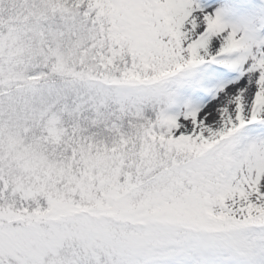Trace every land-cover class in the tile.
<instances>
[{"label":"snow or ice","instance_id":"6c2138e0","mask_svg":"<svg viewBox=\"0 0 264 264\" xmlns=\"http://www.w3.org/2000/svg\"><path fill=\"white\" fill-rule=\"evenodd\" d=\"M0 264H264V0H0Z\"/></svg>","mask_w":264,"mask_h":264}]
</instances>
